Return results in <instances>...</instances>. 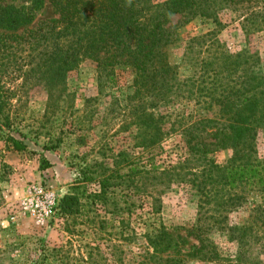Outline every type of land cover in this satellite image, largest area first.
<instances>
[{"label": "trees", "instance_id": "1", "mask_svg": "<svg viewBox=\"0 0 264 264\" xmlns=\"http://www.w3.org/2000/svg\"><path fill=\"white\" fill-rule=\"evenodd\" d=\"M47 3L55 17L32 27ZM226 9L239 12L248 30L264 29V0H0V141L13 149L25 150L32 136L47 138L46 149L64 142L56 136L57 123L28 124L24 132L15 117L14 102L23 100L19 90L42 87L48 94L47 110L62 116L71 95L68 74L85 60L97 64L102 91L119 86L123 70L135 72V91L123 100L127 119L120 129L134 130L139 153L115 155L102 149L97 153L101 158L80 169L82 179L56 207V214L68 221L78 219L85 207L83 184L98 187L87 197L114 216L130 213L135 197L155 211L161 195L175 187L185 189L196 199L199 221H205L187 229L186 237L196 243L185 250V238L163 224H150L144 233L147 247L135 264H260L248 255V245L254 239L264 249V160L256 152L258 133L264 130V72L254 65L255 54L222 49L217 29L189 39L183 66L170 54L182 27L197 19L222 26L219 15ZM175 16H180L177 24ZM13 73L23 81L20 88L9 85ZM108 96L110 106L120 102L113 91ZM164 107L174 108L163 112ZM94 120L95 115L86 112L70 123L73 131L82 132L76 139L80 145L88 146ZM104 126L105 141L112 127L108 121ZM174 138L176 154L164 145ZM221 148L233 150L224 163L210 157ZM248 203L252 207L247 223L229 229L238 253L223 257L209 232L226 226L229 215ZM102 224L108 227L113 221Z\"/></svg>", "mask_w": 264, "mask_h": 264}, {"label": "rangeland", "instance_id": "2", "mask_svg": "<svg viewBox=\"0 0 264 264\" xmlns=\"http://www.w3.org/2000/svg\"><path fill=\"white\" fill-rule=\"evenodd\" d=\"M153 1L162 3L167 0ZM219 16L222 23L219 27L201 19L182 27L179 30V43L170 50L172 61L183 66L181 61L189 39L217 29L222 49H228L232 54L244 51L255 54L254 65L264 72V29L248 30L243 25L244 18L240 13L231 9L222 11ZM53 17V9L47 3L32 27L37 28L39 21ZM179 19L180 16H175L173 24H177ZM180 73L182 77L185 76L183 68ZM120 74L119 86L106 87L102 91L96 81L97 64L92 60L82 62L68 74L67 86L71 95L64 103L62 116V113L52 115L51 110H47L48 94L42 87L32 86L18 91L23 100L14 102L15 117L23 124L24 132L30 129L26 127L28 124L38 126L43 121L53 122L58 126L56 136L64 138V142L58 148L46 149L47 138L41 136L36 139L32 136L26 140L25 150H16L5 141H0V264H135L144 253V247H147L144 233L150 224H163L175 235L185 238V250L196 243L193 237H186L187 229L205 221H199L196 199L179 187L161 195L155 203V211L146 204L142 205L141 200L135 197L130 213L122 210L114 216L108 214L102 205H93L91 198L87 197L98 187L83 184L80 193H85V207L78 219L68 221L55 211L50 212L52 196L58 204L61 198L71 194L82 179L80 169L87 162L100 159L97 153L102 149L105 148L107 154L113 150L115 155L125 150L131 151L134 156L139 153L140 150L134 146V130L120 129L122 121L127 119L123 117L126 106L123 100L135 91L132 84L135 72L129 68ZM8 81L13 88H20L23 82L16 79L14 73ZM112 91L120 99L115 106H110L112 97L108 93ZM178 107L182 109L184 105ZM173 108L164 107L163 112L172 111ZM192 110L193 107L187 108V113ZM86 112L94 114L95 120L92 131L87 135L88 146H82L76 141L82 132L73 131L70 123L82 118ZM104 115L108 117L101 123ZM106 121L111 124L112 131L104 141L102 134L106 130ZM175 140L167 141L164 145L176 154L179 147L173 145ZM256 152L257 157L264 160V130L258 133ZM232 156L233 150L228 148H221L210 155L219 163ZM119 199L118 205L123 209L124 198L120 196ZM251 207V204H245L229 215L226 226L209 232L211 241L223 257L233 258L238 253L239 245L231 238L229 229L246 224ZM102 220L113 221V225L107 227ZM257 242L253 239L249 243L248 255L264 264V249ZM187 264L215 263L192 260Z\"/></svg>", "mask_w": 264, "mask_h": 264}, {"label": "built area", "instance_id": "3", "mask_svg": "<svg viewBox=\"0 0 264 264\" xmlns=\"http://www.w3.org/2000/svg\"><path fill=\"white\" fill-rule=\"evenodd\" d=\"M57 201L56 198L54 196H52V199L50 201V212L53 213L54 211L56 212V207H57Z\"/></svg>", "mask_w": 264, "mask_h": 264}]
</instances>
